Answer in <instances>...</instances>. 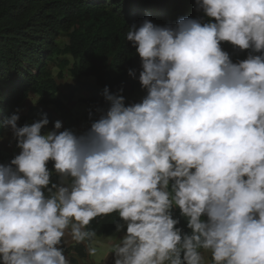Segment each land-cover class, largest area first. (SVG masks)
Here are the masks:
<instances>
[{"label":"clouds","instance_id":"clouds-1","mask_svg":"<svg viewBox=\"0 0 264 264\" xmlns=\"http://www.w3.org/2000/svg\"><path fill=\"white\" fill-rule=\"evenodd\" d=\"M196 7L207 22L128 28L140 102L105 87L110 107L83 134L42 131L46 114L5 121L20 152L0 164V264H71L66 236L95 257L88 226L113 213L114 264H264V0Z\"/></svg>","mask_w":264,"mask_h":264},{"label":"trees","instance_id":"trees-1","mask_svg":"<svg viewBox=\"0 0 264 264\" xmlns=\"http://www.w3.org/2000/svg\"><path fill=\"white\" fill-rule=\"evenodd\" d=\"M180 18L207 22L197 11L196 0H0V135L9 128L5 121L12 115H19L18 126H23L46 114L49 124L42 131L53 130L57 120L45 108L31 105L26 113H20L23 100L31 93L38 105L51 106L60 116L61 131L75 126L64 99L71 100L77 90L86 92L81 100L86 104L90 127L101 115L96 109L110 107L105 87L110 93L123 89L126 106L140 102L146 95L139 82L141 59L132 42L126 40L128 28L133 24L138 28L145 19L158 26H175ZM221 47L233 63L246 59L250 51L228 42H222ZM55 61L74 78L67 98L58 96L49 67ZM129 69L134 76L129 75ZM89 77L92 81L83 79ZM15 155L0 149V164L10 163ZM48 168L53 170V162ZM52 179H57L55 173ZM173 216L180 219L177 227L189 231L178 208ZM118 222L122 221L116 213L97 217L88 230L96 236L110 234ZM72 248L85 254L81 244ZM209 260L211 263L210 254Z\"/></svg>","mask_w":264,"mask_h":264},{"label":"rangeland","instance_id":"rangeland-1","mask_svg":"<svg viewBox=\"0 0 264 264\" xmlns=\"http://www.w3.org/2000/svg\"><path fill=\"white\" fill-rule=\"evenodd\" d=\"M59 57H60L59 59H61L63 56L60 55ZM57 63L58 62L55 61L54 63L49 64L50 71L52 75L54 76L56 83L58 85V88H59L58 96L59 97L65 96V98H67L70 95V87L74 84V78L71 77L67 73V71L63 70V68L61 69L60 65H58ZM59 69L63 71L61 75H59V73H61V72H58ZM83 79L92 81V78L90 77L83 78ZM85 96H86V92L80 89L74 93V97L71 100L64 99L65 103L67 104V106L69 107L71 111L72 118L75 121V126L73 128V131L76 134H83L90 129V125L88 124L85 118L86 104L81 100ZM31 105H37L39 107L45 108L52 114L55 120L57 121L60 120V116L53 110L51 106L44 107V106L38 105L37 97L36 95L32 93L26 99L23 100L20 113L21 114L26 113L28 108ZM0 149L3 153L19 154L20 152V149L16 147V140L13 138L10 128L5 129L3 133L0 135ZM97 249L99 251L98 247ZM209 254L210 253L205 254V259L207 263H210Z\"/></svg>","mask_w":264,"mask_h":264},{"label":"crops","instance_id":"crops-1","mask_svg":"<svg viewBox=\"0 0 264 264\" xmlns=\"http://www.w3.org/2000/svg\"><path fill=\"white\" fill-rule=\"evenodd\" d=\"M123 235L124 231L117 233L116 230H114L110 234L96 236L94 245L99 248V251H97L95 257H90L88 255L84 243L81 245L85 248V254H80L77 249L72 248L75 244L71 241V238L66 236L65 255L69 257L71 264H114V254H109L110 247L112 243L118 242V238H121Z\"/></svg>","mask_w":264,"mask_h":264}]
</instances>
